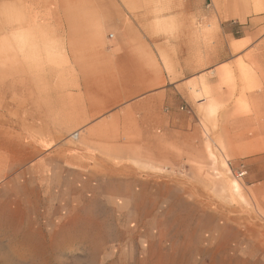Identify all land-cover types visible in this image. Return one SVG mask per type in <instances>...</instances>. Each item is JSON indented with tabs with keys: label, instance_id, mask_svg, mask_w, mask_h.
Wrapping results in <instances>:
<instances>
[{
	"label": "rangeland",
	"instance_id": "1",
	"mask_svg": "<svg viewBox=\"0 0 264 264\" xmlns=\"http://www.w3.org/2000/svg\"><path fill=\"white\" fill-rule=\"evenodd\" d=\"M59 2L0 0V264H264V0L252 54L177 86L159 135L88 117L40 21L87 8Z\"/></svg>",
	"mask_w": 264,
	"mask_h": 264
},
{
	"label": "crops",
	"instance_id": "2",
	"mask_svg": "<svg viewBox=\"0 0 264 264\" xmlns=\"http://www.w3.org/2000/svg\"><path fill=\"white\" fill-rule=\"evenodd\" d=\"M59 1L61 7L87 8L40 21L42 26L55 23L63 36L73 57L68 70L78 72L88 94V117L135 112L145 120V135L164 134L160 119H175L177 86L197 79L217 85L223 67L254 50L237 52L240 43L255 40L251 0H218L216 5L207 0Z\"/></svg>",
	"mask_w": 264,
	"mask_h": 264
},
{
	"label": "bare ground",
	"instance_id": "3",
	"mask_svg": "<svg viewBox=\"0 0 264 264\" xmlns=\"http://www.w3.org/2000/svg\"><path fill=\"white\" fill-rule=\"evenodd\" d=\"M236 187L238 188V185L236 184Z\"/></svg>",
	"mask_w": 264,
	"mask_h": 264
},
{
	"label": "built area",
	"instance_id": "4",
	"mask_svg": "<svg viewBox=\"0 0 264 264\" xmlns=\"http://www.w3.org/2000/svg\"><path fill=\"white\" fill-rule=\"evenodd\" d=\"M242 175H244V174H242Z\"/></svg>",
	"mask_w": 264,
	"mask_h": 264
}]
</instances>
